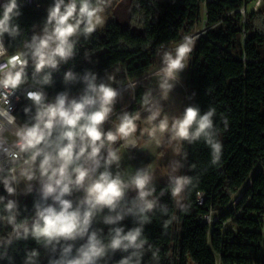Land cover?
I'll use <instances>...</instances> for the list:
<instances>
[{"label": "clouds", "instance_id": "9594fccd", "mask_svg": "<svg viewBox=\"0 0 264 264\" xmlns=\"http://www.w3.org/2000/svg\"><path fill=\"white\" fill-rule=\"evenodd\" d=\"M109 3L54 0L41 31L12 55L5 36L15 40L21 35L14 22L21 15L20 4L5 0L0 5V58L6 57L0 64V184L7 193L0 195V226L11 229L0 235V260L8 264H14L9 249L29 239L48 253V264H109L117 252L123 255L115 264H142L145 252L152 248L144 237L145 225L151 223L149 214L159 210L167 215L168 207L160 202L164 190L157 195L151 164L131 173L121 167L126 150L142 149L136 135L139 121L156 124L149 135L159 132L157 142L162 146L165 139L167 145L203 139L211 149L212 163L220 160L214 107L202 113L198 106L189 105L181 114L170 115L162 104L188 66L196 36L186 35L175 48L158 50L160 67L149 74L156 88L142 93L135 112H115L123 91L136 88V81H117L119 69L100 82L90 70L83 74L68 70L63 76L65 90L49 99L45 89L53 85L52 73L74 59L81 37L89 39L103 25L102 14ZM77 83L83 89L72 96L70 86ZM17 91H23L30 102L23 108L22 122L13 114L10 100ZM114 115L117 122L105 130ZM224 124L227 128L226 118ZM183 168L182 159H172L165 175L176 206L186 211L182 194L192 178L180 174ZM33 193L32 215L20 219V206L13 197ZM75 193L82 195L73 200ZM129 193L135 195L129 198ZM128 217L135 226L126 230L122 222ZM97 223L108 226L107 235L103 228L94 227ZM40 256L37 248H25L23 264H39ZM152 256L156 259L158 250Z\"/></svg>", "mask_w": 264, "mask_h": 264}, {"label": "trees", "instance_id": "16d2710c", "mask_svg": "<svg viewBox=\"0 0 264 264\" xmlns=\"http://www.w3.org/2000/svg\"><path fill=\"white\" fill-rule=\"evenodd\" d=\"M205 1L128 0L126 24L114 17L102 32L96 31L87 40L81 37L74 59L52 73L53 85L45 89L50 99L65 90L63 76L68 70L78 74L90 70L100 82L102 76L120 68V82L138 81L155 65L158 50L180 42L183 35L195 30ZM243 7L244 0H221L206 6L207 26L215 28L199 38L191 52L189 105L198 106L202 113L209 107L216 109L214 124L222 152L218 163L213 164L211 149L203 139L185 143L184 175L192 178L184 192L187 210L176 206L168 181L156 185L157 195L161 190L165 192L160 202L167 205L168 213L156 210L149 214L151 223L145 225L144 237L152 248L145 252L142 264H218V260L220 264H264V12L249 15L247 40L238 56L242 31L239 23L227 16L233 14L239 21ZM20 10L14 22L21 35L15 40L5 36L11 53L22 50L23 42L42 29L47 17L44 11ZM221 23L225 29L218 28ZM31 73L30 66L29 77ZM82 89V83L71 85L70 94L78 96ZM146 89L145 84L137 87L131 112L139 110L140 96ZM28 104L18 109L19 122L26 119L23 108ZM199 194L205 196L202 205ZM0 195L7 196L2 184ZM80 195L75 193L71 198ZM35 198L33 193L17 200L20 219L32 215ZM213 211L221 213L208 224L205 218ZM228 222L238 226L239 231H225ZM122 225L126 230L135 226L131 217ZM94 227L103 228L107 235L108 226L97 223ZM10 230L0 226V235ZM25 248H37L41 252L39 264H48V253L32 239L17 242L9 249L14 264H23ZM157 250L158 256L153 259L152 252ZM122 255L115 253L109 264H115ZM0 264L8 262L0 260Z\"/></svg>", "mask_w": 264, "mask_h": 264}, {"label": "rangeland", "instance_id": "374dc122", "mask_svg": "<svg viewBox=\"0 0 264 264\" xmlns=\"http://www.w3.org/2000/svg\"><path fill=\"white\" fill-rule=\"evenodd\" d=\"M128 0H110V3L105 7V11L103 12V18L104 23L101 27L97 29V31L102 32L104 28L106 27L107 23L111 20H113L114 17H116L122 24H126L124 17L128 14ZM252 12H256L257 14L264 12V0H262L260 6L257 7V5H252L249 7L248 12H245L243 17L238 21L236 17H234L233 14H229L227 18H230L231 20L239 23V28L241 29L242 33L239 35L238 40V56L242 52L243 46L245 44V41L247 40V31L246 27L249 26V15ZM127 18V17H126ZM225 25L223 23L219 24L218 28L225 29ZM215 27L207 26L204 21V7L201 8V21L196 25L194 32H207L208 30L214 29ZM41 29L38 31L40 32ZM37 32V33H38ZM188 35V34H187ZM184 36V35H183ZM180 42L172 43L171 45L162 47L160 50L163 49H173L175 48L179 43L183 41V37ZM198 41V40H197ZM196 41V43H197ZM196 46V44H195ZM194 46V48H195ZM194 50V49H193ZM192 50V51H193ZM191 61V53L189 56V64L186 67V69L180 74V80L176 84L175 88L170 93V98L167 102H163V107L165 112L169 113L170 115H179L183 112L184 108L189 105L190 101V89L187 86V77L189 72V66ZM160 56L157 54L155 65L151 69L149 73H147L144 77L136 81V88L134 91H123V95L120 99H118L116 105H115V112L116 114H119L123 111L131 112V109L134 105L135 101V95L136 90L139 84H145L147 88H156V82L155 80L149 75L150 73L158 70L160 67ZM119 72L116 73V79L117 81H120L122 76V71L120 68ZM115 72V70L105 74L101 77V80H106L108 74H112ZM135 82V81H133ZM119 88V87H118ZM142 115L144 113L142 112ZM116 117L115 115L110 119L109 122L105 124V130H108L112 127V123H115ZM156 128V124H147L144 123L143 120L138 122V129H137V138L140 141L141 148L136 149H128V150H121L123 155V159L121 162V167L124 168L129 173L133 172L136 168L151 164L152 169L155 171L156 174V181L155 186L159 183H164L168 181L167 176L165 173L167 172V164L172 159H182V162L184 163V168L181 169L180 174H185V162H184V149H185V143L186 142H174L172 145H167L166 139H165V145L162 146L157 142V138L160 137V133L156 132L155 137L150 136L149 133L153 132V130ZM166 137V134H164ZM174 153H178V155H175ZM113 171L115 172V168H113ZM23 189V184L20 185V190ZM19 191V189H18ZM129 195H135V193H129ZM183 195V201H184V193ZM23 197H27V195L20 194L16 197H13L14 199L20 200ZM182 201V203H183ZM221 212L219 211H213L209 216L211 217V220H214L217 216L220 215ZM212 223V222H211ZM178 229V224L176 225ZM225 231H232L234 233H237L239 231L238 226H236L233 222H228L225 224ZM264 233V229H263ZM218 264H220V261L218 260Z\"/></svg>", "mask_w": 264, "mask_h": 264}, {"label": "built area", "instance_id": "2783aa9c", "mask_svg": "<svg viewBox=\"0 0 264 264\" xmlns=\"http://www.w3.org/2000/svg\"><path fill=\"white\" fill-rule=\"evenodd\" d=\"M220 1L221 0H206L202 4V7H204V21H205L206 25H207V16H208L207 12H206L207 4L218 3ZM4 2H5V0H0V5H2ZM261 2H262V0H256V1H250V2H246L244 0V7L240 10V12L244 15L245 12H248L249 7H251L252 5H257V7H258V6H260ZM18 3L20 4L21 8L31 9V10L40 11V12H43V11L47 12V9L49 8V6H51L54 3V0H18ZM206 33L207 32H205V31L198 32V33H195L193 31L192 33L188 34V36H196L199 39V38L205 36ZM184 36H186V35H184ZM5 46H6V44H5ZM12 54H14V53H11L8 50V55H12ZM5 60H6V57L0 58V64H3L5 62ZM46 93L50 99V95H49V92L47 90H46ZM17 97H19V99H17ZM10 100L12 103L13 110H18L25 103H30L29 101H27L25 99L23 91H17L12 97H10ZM204 199H205L204 194H199V200H198L199 205H202L204 203ZM209 217L210 216L206 217L205 221L208 224H211V222H213V220H209L208 219Z\"/></svg>", "mask_w": 264, "mask_h": 264}, {"label": "bare ground", "instance_id": "6f19581e", "mask_svg": "<svg viewBox=\"0 0 264 264\" xmlns=\"http://www.w3.org/2000/svg\"><path fill=\"white\" fill-rule=\"evenodd\" d=\"M18 110H13V114L16 115ZM17 116V115H16Z\"/></svg>", "mask_w": 264, "mask_h": 264}]
</instances>
